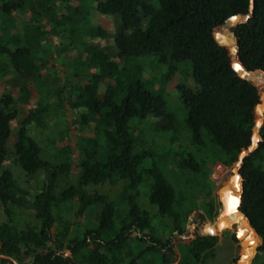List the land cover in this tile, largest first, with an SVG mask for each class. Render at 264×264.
Listing matches in <instances>:
<instances>
[{"label":"trees","instance_id":"obj_1","mask_svg":"<svg viewBox=\"0 0 264 264\" xmlns=\"http://www.w3.org/2000/svg\"><path fill=\"white\" fill-rule=\"evenodd\" d=\"M91 8L121 22L114 57L95 42L109 32L80 25ZM26 13L32 20L9 37L5 17L18 22ZM45 34L60 41L64 80L42 77L54 69L36 52ZM143 59L162 74L149 77ZM183 64L194 84L176 85L185 136L174 135L166 150L138 141L147 122L155 131L175 123L151 82L168 81ZM0 66L20 81L0 97V264H202L219 240L211 226L234 222L244 243L261 239L252 264H264V0H0ZM65 107L77 114V161L66 125L48 161L29 130L50 127L47 117ZM11 157L30 189L4 167ZM216 165L229 173H215Z\"/></svg>","mask_w":264,"mask_h":264},{"label":"rangeland","instance_id":"obj_2","mask_svg":"<svg viewBox=\"0 0 264 264\" xmlns=\"http://www.w3.org/2000/svg\"><path fill=\"white\" fill-rule=\"evenodd\" d=\"M14 15V14H13ZM30 15L28 13L23 14V16L20 17V21L15 22V19H12V17H5V23H6V33L9 35V37L13 36V33H17L21 30V27H23L24 23L30 22L32 20ZM83 16V15H82ZM81 19V27H85L84 29H89L92 27H101L102 29L106 30L109 32L108 36L104 40H95L96 43H98L106 52H108L111 56H116V51L112 42L113 36L122 31V25L117 16L113 17H104L100 16L96 11L91 8L89 13L84 15ZM79 19V20H80ZM17 23V24H16ZM32 23V22H31ZM13 24H15L17 27L13 28ZM42 24H45V21L42 22ZM33 23L31 24L32 27ZM13 28V29H12ZM30 27L28 28V32L30 31ZM45 29L50 30L49 26L46 25ZM77 34L80 35H85L83 31H78ZM74 36V42L77 38ZM31 35V33L29 34ZM37 38V37H35ZM37 40V39H36ZM63 45L65 43L61 41ZM37 43V42H36ZM38 43L40 44V47L37 48L36 52L38 55L44 57V58H49L51 64H53L54 69L47 68L42 70V77L43 79H48L51 76H54V73L58 75L62 80L69 74L67 68V62H65L61 56H58L59 54V48L62 47L59 43L60 41L57 40L53 35L51 34H45L40 40H38ZM58 43V44H57ZM57 44V48L54 46ZM67 55V54H66ZM68 57H73L72 55L68 54ZM67 57V58H68ZM49 62V63H50ZM139 64L143 65V69L145 71H148L149 77L152 76H159L162 74L163 70L161 71L160 68L156 67L157 65L153 60H140ZM156 66H155V65ZM152 81V78H151ZM180 82H183L186 84L188 87L194 88V84L190 75V69L187 64L180 65L177 71V74L173 75L170 77L168 81H162L153 79L151 82V86H153V89H161L163 92L164 100L166 102V108L167 111L172 116V119L175 121V123L172 125V127L168 131H162V130H154L153 127L150 126V123L147 122L145 125V129L140 132L135 133V138L138 141L143 140H149V144L153 143V147L155 148L156 145L157 147H162L164 150L168 149V140L172 138L174 135H179L183 134L185 136L186 132H184L186 129H184L186 126L184 124V120L186 117V111L184 109V106L180 100L179 94L176 90V85ZM20 85V81L11 75H8V68L0 66V97L4 94H7L13 90H16V88ZM76 112L70 110L68 107H65L63 117L61 116H49L47 117V121L50 122L51 126L48 128H31L29 130V134L33 137H35V140L37 144L40 146L42 149V157L48 161H54L56 159V155L54 153L56 152V149L53 147H58L60 142H58V137L60 131L64 129V125L69 126L68 129V136L69 140L71 143V147L73 149V161H77V150H76V144L78 142V138L80 136V133L73 128L72 122L76 116ZM24 114L23 112H20L19 115L17 116L16 120H14L11 123V129L13 131V134L11 135L8 143H7V148L9 149L10 152L13 150V146L16 142V131L17 127L19 125V122L22 120ZM156 122H159L156 120ZM161 123H166V120L160 121ZM184 127V128H183ZM91 128L89 127L85 132L86 133H91ZM58 135V136H57ZM56 138V145L54 144L53 139ZM166 144V146H164ZM55 145V146H54ZM159 153V152H158ZM159 153L155 158L153 157V160L158 164L162 165L165 161L163 156H166V152H162V155ZM54 155V156H52ZM152 164V160L149 159L148 162H145V166H150ZM212 160L210 158L207 159L206 162V168L211 169L212 166ZM5 168L9 169L15 180L17 181L18 185L23 188V189H30V185L27 182V177L18 165L13 159V157L9 158L7 162L5 163ZM215 173H229L227 170L223 169V167H220L219 165L215 166L214 168ZM76 173V171L74 172ZM221 176H224L226 174H220ZM64 182L60 181L59 182V187H63ZM142 205L144 209H146L149 212H153L156 210V208L150 207L146 200H142ZM100 212V206L95 205L93 207H90V209L87 212L86 217L88 219L94 220L95 217L99 214ZM26 217V215L24 216ZM5 220L3 212L0 210V224ZM245 220V219H244ZM27 222H31L30 218H27ZM238 223H236L233 226L232 233L226 235L224 239L222 240L221 245L213 252L212 255L208 256L202 264H231L233 259H236V264H240V258L242 255H244V246L242 245L244 243V238L243 236H239V227ZM235 235L237 237V241H233L232 237ZM178 252H179V257H180V262L184 263L186 261V258L182 254V250L178 247ZM184 251V250H183ZM257 253H253L250 256V260L248 264H252L253 259L255 258ZM153 258L155 255L152 256ZM149 259V257H148Z\"/></svg>","mask_w":264,"mask_h":264},{"label":"water","instance_id":"obj_3","mask_svg":"<svg viewBox=\"0 0 264 264\" xmlns=\"http://www.w3.org/2000/svg\"><path fill=\"white\" fill-rule=\"evenodd\" d=\"M246 221H247V223H248V227L251 229V230H253V232H254V234L257 236V234H256V232L254 231V229L251 227V225H250V223H249V221L246 219V218H244ZM257 238H258V240H256V241H254L253 242V244H249V243H244V247H249V246H251L252 247V250L250 251V247L249 248H247L246 250L248 251L246 254L244 253V255H242L241 256V258H240V264H248V262H249V260H250V257H249V255L248 254H250V253H257V251H258V248H259V246L261 245V239L257 236ZM249 257V260H247V258Z\"/></svg>","mask_w":264,"mask_h":264},{"label":"crops","instance_id":"obj_4","mask_svg":"<svg viewBox=\"0 0 264 264\" xmlns=\"http://www.w3.org/2000/svg\"><path fill=\"white\" fill-rule=\"evenodd\" d=\"M236 223H238V222H234V223H232L230 226H228V227L225 228V229H220V228L217 226V224H214V225L211 226L212 231H213L215 234H218V236H219V240H218V244H217L216 249L221 245L222 240L224 239V237H225L226 235L232 233V230H233L232 228H233V226H234ZM238 227H239V226H238ZM236 238H237V237H236Z\"/></svg>","mask_w":264,"mask_h":264}]
</instances>
